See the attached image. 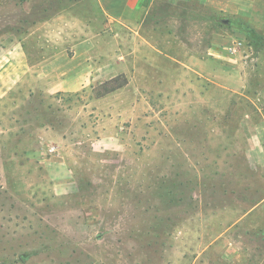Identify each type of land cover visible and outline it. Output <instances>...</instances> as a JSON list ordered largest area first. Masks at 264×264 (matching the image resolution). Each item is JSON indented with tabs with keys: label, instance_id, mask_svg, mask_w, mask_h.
Wrapping results in <instances>:
<instances>
[{
	"label": "rangeland",
	"instance_id": "obj_1",
	"mask_svg": "<svg viewBox=\"0 0 264 264\" xmlns=\"http://www.w3.org/2000/svg\"><path fill=\"white\" fill-rule=\"evenodd\" d=\"M220 1L169 52L186 81L0 101V264H264V0Z\"/></svg>",
	"mask_w": 264,
	"mask_h": 264
},
{
	"label": "crops",
	"instance_id": "obj_2",
	"mask_svg": "<svg viewBox=\"0 0 264 264\" xmlns=\"http://www.w3.org/2000/svg\"><path fill=\"white\" fill-rule=\"evenodd\" d=\"M220 2L24 0V37L0 45V101L22 82L27 98L88 92L130 67L133 82L158 81L169 67L186 81L189 64L169 52L186 49L176 36L188 33L190 12L198 17L200 6L204 18L205 6Z\"/></svg>",
	"mask_w": 264,
	"mask_h": 264
},
{
	"label": "trees",
	"instance_id": "obj_3",
	"mask_svg": "<svg viewBox=\"0 0 264 264\" xmlns=\"http://www.w3.org/2000/svg\"><path fill=\"white\" fill-rule=\"evenodd\" d=\"M254 32V31H253ZM255 33V32H254Z\"/></svg>",
	"mask_w": 264,
	"mask_h": 264
}]
</instances>
